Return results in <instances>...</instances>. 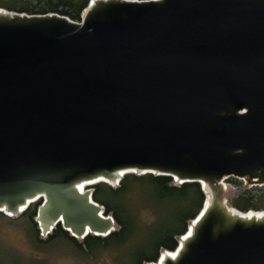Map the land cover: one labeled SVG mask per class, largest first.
I'll return each instance as SVG.
<instances>
[{"label":"water","instance_id":"water-1","mask_svg":"<svg viewBox=\"0 0 264 264\" xmlns=\"http://www.w3.org/2000/svg\"><path fill=\"white\" fill-rule=\"evenodd\" d=\"M128 172L211 193L146 264H264V209L223 184L264 185V0H89L79 20L0 6V211L41 198L42 234L107 235L88 186Z\"/></svg>","mask_w":264,"mask_h":264},{"label":"trees","instance_id":"trees-1","mask_svg":"<svg viewBox=\"0 0 264 264\" xmlns=\"http://www.w3.org/2000/svg\"><path fill=\"white\" fill-rule=\"evenodd\" d=\"M89 0H0V6L28 12L55 11L79 20L82 9ZM235 181L240 182L235 178ZM92 196L104 206L106 213L116 221V228L107 235L88 233L82 238L73 236L61 223L41 236L35 220L41 198L30 203L18 217L0 211L6 220L24 219L34 248L67 242L82 256H95L103 248H114L113 264H145L155 260L163 248L173 249L179 236L185 232L192 218L200 211L205 197L199 182L184 181L174 183L173 177L146 172L125 173L115 186L98 181L91 185ZM139 193L132 200L133 193ZM134 197V196H133ZM230 204L246 211L264 209V185H254L240 191L229 199ZM150 206L155 218L149 223H139L136 210ZM148 232H146V231ZM13 253V252H12ZM128 253V258L124 256ZM9 256V250L0 247V264H36Z\"/></svg>","mask_w":264,"mask_h":264},{"label":"rangeland","instance_id":"rangeland-1","mask_svg":"<svg viewBox=\"0 0 264 264\" xmlns=\"http://www.w3.org/2000/svg\"><path fill=\"white\" fill-rule=\"evenodd\" d=\"M234 176H230L223 180L224 184V198L230 204L229 199L236 196L240 191L252 188L245 182L244 179L237 178L240 182L235 181ZM174 180V183H177ZM114 184L113 186H115ZM90 187V186H89ZM92 189V187H90ZM132 200L139 195V193L132 194ZM232 205V204H230ZM233 206V205H232ZM235 207V206H234ZM237 208V207H236ZM139 223H149L155 218V213L150 206H142L136 210ZM20 213L16 216L18 217ZM27 222L18 218L15 220H6L0 217V247L9 250V256L14 259L13 255L17 254L20 259L25 262H35L36 264H113L114 263V248H103L96 252L95 256H82L77 254L72 246L67 242H59L57 244L48 245L42 249L34 248L31 237L28 231ZM146 231V230H144ZM148 232V231H146ZM41 236L44 237L45 234ZM82 238V237H77ZM13 252V253H12ZM128 258V253L124 254ZM146 264V263H145Z\"/></svg>","mask_w":264,"mask_h":264},{"label":"bare ground","instance_id":"bare-ground-1","mask_svg":"<svg viewBox=\"0 0 264 264\" xmlns=\"http://www.w3.org/2000/svg\"><path fill=\"white\" fill-rule=\"evenodd\" d=\"M114 184H116V182H113ZM206 193L207 194H205V205H207L208 203H209V200H210V197H211V193H210V191L207 189V191H206ZM230 205V204H229ZM232 206V205H231ZM259 211L261 212V210H256V213L258 212L259 213ZM249 212H254V210H248L247 211V213H249ZM189 224L190 225H192V221H190L189 222ZM191 228V226L189 227V229ZM189 231V230H188ZM187 234H188V232H187ZM159 264V263H158Z\"/></svg>","mask_w":264,"mask_h":264}]
</instances>
